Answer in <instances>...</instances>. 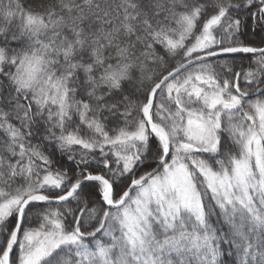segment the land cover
I'll use <instances>...</instances> for the list:
<instances>
[{
    "label": "snow or ice",
    "instance_id": "6c2138e0",
    "mask_svg": "<svg viewBox=\"0 0 264 264\" xmlns=\"http://www.w3.org/2000/svg\"><path fill=\"white\" fill-rule=\"evenodd\" d=\"M0 264H264V0H0Z\"/></svg>",
    "mask_w": 264,
    "mask_h": 264
},
{
    "label": "trees",
    "instance_id": "16d2710c",
    "mask_svg": "<svg viewBox=\"0 0 264 264\" xmlns=\"http://www.w3.org/2000/svg\"><path fill=\"white\" fill-rule=\"evenodd\" d=\"M246 63V62H245Z\"/></svg>",
    "mask_w": 264,
    "mask_h": 264
}]
</instances>
